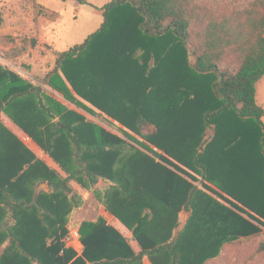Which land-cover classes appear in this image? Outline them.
Segmentation results:
<instances>
[{"label":"trees","instance_id":"trees-1","mask_svg":"<svg viewBox=\"0 0 264 264\" xmlns=\"http://www.w3.org/2000/svg\"><path fill=\"white\" fill-rule=\"evenodd\" d=\"M100 10L99 27L58 51L44 75L24 80L0 68V112L67 174L22 155L0 122V264H211L225 245L252 236L260 239L249 257L264 256V107L256 99L264 0H110ZM45 87L87 101L187 178ZM72 180L104 181L103 204L131 230L137 251L102 221L80 223V255L65 246L67 230L52 223L59 207L77 206ZM42 182L48 189L34 194ZM181 209L188 217L176 230Z\"/></svg>","mask_w":264,"mask_h":264},{"label":"rangeland","instance_id":"rangeland-1","mask_svg":"<svg viewBox=\"0 0 264 264\" xmlns=\"http://www.w3.org/2000/svg\"><path fill=\"white\" fill-rule=\"evenodd\" d=\"M108 1L110 0H87L90 4H80L77 0H0V13L3 18L2 25L0 26V68L10 70L24 80L30 79L31 74L37 76L44 75L53 67L58 51L82 42L99 27L102 19L100 7ZM46 9L54 11L56 13L55 17L48 18L40 13V11H45ZM77 98L89 108L79 106L73 102L69 104L71 105L69 107L74 108L86 120L98 124L111 134L126 139L135 148L146 153L156 162H160L179 175L186 177L155 154H163L160 149L153 145H148L149 149H147L127 139L121 130L124 129L121 124H112L107 116H105L106 118L100 116L98 114L99 110H96L90 103L82 98ZM256 99L264 107V76L256 84ZM90 108L97 113L89 110ZM0 122L15 135L17 140L23 141L19 131L23 132L24 130L6 114L0 113ZM21 141L20 153L22 155L34 161L42 160L41 162L45 166V163H47L54 168L53 163L45 155L43 156L41 152L27 148ZM32 141L35 142L33 139ZM36 145L39 146L37 143ZM41 150L47 153L43 148ZM30 155L33 157L30 158ZM127 155V152L122 153L120 160L123 161V158ZM27 166L28 164H25L24 167L22 166L16 172L17 176L25 174L27 169H29ZM5 167L8 168L7 165ZM188 180L190 181L189 178ZM99 184L102 185V183ZM26 188H28V185H26ZM73 189L76 202H78L77 209H73L70 200V203L66 204L67 206L59 207V216L52 223V227L59 231L60 227L63 226L68 234V231L72 227H79L83 221H91L93 223L102 221L105 224L112 225L111 223L114 222V218L111 216L113 214L103 204L101 191L98 187L77 182L74 184ZM208 193L215 196L211 192ZM117 195L121 196L122 193H117ZM1 199L2 197L0 201ZM217 199L221 200L218 197ZM0 205H2L1 202ZM183 212L185 211L182 209L179 211L178 226H181H177L176 230H180L187 221L188 213L186 212L185 222L181 223ZM242 215L248 218L246 214ZM62 218L64 220L60 221ZM261 233L264 235L263 226L261 227ZM128 234L125 236L128 237ZM259 239L260 236L240 238L225 245L217 260L211 264H264V256L252 259L249 257L256 248ZM129 242L135 249H138L136 242L131 241L130 236ZM3 246L4 242L0 245V254ZM144 263L152 264L148 259ZM31 264L36 263L33 262Z\"/></svg>","mask_w":264,"mask_h":264},{"label":"crops","instance_id":"crops-1","mask_svg":"<svg viewBox=\"0 0 264 264\" xmlns=\"http://www.w3.org/2000/svg\"><path fill=\"white\" fill-rule=\"evenodd\" d=\"M54 65V64H53ZM52 69V68H51ZM51 69H49V70H51ZM37 76V75H36ZM29 80H32V76H30V79ZM46 89H47V93L49 94V95H51L54 99H56L58 102H60L61 104H63V105H65L68 109H73V110H75L74 108H72V107H69V106H71V105H69V104H71L72 102H70L69 100H67V99H65L62 95H60L59 93H57V92H55V91H53L52 89H50V88H48V87H45ZM76 111V110H75ZM0 113H2V112H0ZM19 131V130H18ZM19 134L22 136V140L23 141H21L22 143H23V145L24 146H26L27 148H29V149H32L33 151H39V152H41V154L44 156H46V158H48V160L50 161V162H52L53 163V165H54V168H52L49 164H47V163H45L46 164V166L49 168V169H51V170H54V171H56L57 173H59V175L60 176H62V177H65L67 174H66V172L55 162V160L49 155V154H47V153H45L43 150H41V147H39V146H37L36 145V143L35 142H33L32 141V138L31 137H29L24 131L23 132H21V131H19ZM48 160H46V161H48ZM42 161V160H41ZM70 183H71V185H72V187L74 186V184H76L77 182L76 181H74V180H72V181H70ZM99 183H102V185H100ZM104 181H102V180H99L98 181V183H97V185L95 186V187H98L99 189H100V191H101V198H102V188L104 187ZM41 190V189H43V190H47L48 189V187H47V184H46V182H42V183H40L38 186H37V188H36V190H35V192H34V194H37L38 192H39V190ZM73 194H74V189H73ZM77 201V200H76ZM77 207H78V202H77V206H73V209H77ZM105 211V210H104ZM186 215H187V213L186 212H183V214H182V218H181V223L183 224L184 223V221H185V219H186ZM111 217H113L114 218V222L113 223H111L112 224V226H114L115 228H117L124 236L126 235V234H128V233H130L131 232V230H129L128 228H126L121 222H120V220L118 219V218H116L114 215L113 216H111ZM181 225H179L178 227H180ZM76 228H78V226H76ZM128 237L127 238H129V236H130V239H131V236H132V232L130 233V234H128L127 235ZM126 237V236H125ZM131 241H134V240H132L131 239ZM136 242V241H135ZM131 244V243H130ZM137 244V243H136ZM132 246V245H131ZM138 246V245H137ZM133 247V246H132ZM134 248V247H133ZM82 249H83V245L81 244L80 245V249L78 250V251H75L76 252V254L77 255H80L81 254V252H82ZM138 249H139V247H138ZM138 249H135L134 248V250H138ZM146 259H148L147 257L146 258H144L143 259V264H145L144 262H145V260Z\"/></svg>","mask_w":264,"mask_h":264},{"label":"built area","instance_id":"built-area-1","mask_svg":"<svg viewBox=\"0 0 264 264\" xmlns=\"http://www.w3.org/2000/svg\"><path fill=\"white\" fill-rule=\"evenodd\" d=\"M65 246L72 248L74 251H78L80 249V245L82 244L80 241V233L79 229L76 227H72L68 234L64 237Z\"/></svg>","mask_w":264,"mask_h":264},{"label":"water","instance_id":"water-1","mask_svg":"<svg viewBox=\"0 0 264 264\" xmlns=\"http://www.w3.org/2000/svg\"><path fill=\"white\" fill-rule=\"evenodd\" d=\"M39 190V189H38ZM185 222V221H184Z\"/></svg>","mask_w":264,"mask_h":264}]
</instances>
